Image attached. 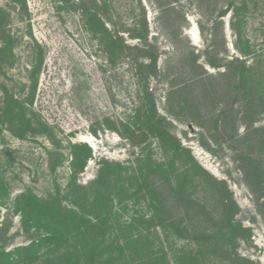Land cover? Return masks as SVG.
Here are the masks:
<instances>
[{
    "label": "rangeland",
    "instance_id": "1",
    "mask_svg": "<svg viewBox=\"0 0 264 264\" xmlns=\"http://www.w3.org/2000/svg\"><path fill=\"white\" fill-rule=\"evenodd\" d=\"M0 264H264V0H0Z\"/></svg>",
    "mask_w": 264,
    "mask_h": 264
},
{
    "label": "trees",
    "instance_id": "2",
    "mask_svg": "<svg viewBox=\"0 0 264 264\" xmlns=\"http://www.w3.org/2000/svg\"><path fill=\"white\" fill-rule=\"evenodd\" d=\"M236 62L239 63L240 65H242V63H243L241 60H238V59L236 60ZM154 113H155V112H154ZM157 123H158V122H157ZM157 123H156V124H157ZM155 128H156V127H154V128L152 129V131L155 130ZM166 134H167V133H166Z\"/></svg>",
    "mask_w": 264,
    "mask_h": 264
},
{
    "label": "water",
    "instance_id": "3",
    "mask_svg": "<svg viewBox=\"0 0 264 264\" xmlns=\"http://www.w3.org/2000/svg\"><path fill=\"white\" fill-rule=\"evenodd\" d=\"M143 137H144V135H143Z\"/></svg>",
    "mask_w": 264,
    "mask_h": 264
}]
</instances>
